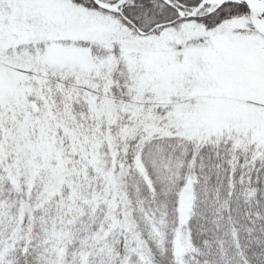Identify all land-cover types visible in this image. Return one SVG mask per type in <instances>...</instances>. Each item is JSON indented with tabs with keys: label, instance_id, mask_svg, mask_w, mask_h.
<instances>
[{
	"label": "snow or ice",
	"instance_id": "6c2138e0",
	"mask_svg": "<svg viewBox=\"0 0 264 264\" xmlns=\"http://www.w3.org/2000/svg\"><path fill=\"white\" fill-rule=\"evenodd\" d=\"M0 264H264V0H0Z\"/></svg>",
	"mask_w": 264,
	"mask_h": 264
}]
</instances>
